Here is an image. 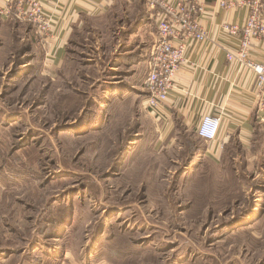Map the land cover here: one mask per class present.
I'll return each instance as SVG.
<instances>
[{
  "label": "rangeland",
  "instance_id": "1",
  "mask_svg": "<svg viewBox=\"0 0 264 264\" xmlns=\"http://www.w3.org/2000/svg\"><path fill=\"white\" fill-rule=\"evenodd\" d=\"M3 16L0 250L44 244L57 257L65 249L71 264H264L261 171L194 154L205 142L184 128L183 141L162 142L145 96L93 88L94 30L78 37L62 78L32 24ZM12 258L1 254L0 264L25 257Z\"/></svg>",
  "mask_w": 264,
  "mask_h": 264
},
{
  "label": "crops",
  "instance_id": "2",
  "mask_svg": "<svg viewBox=\"0 0 264 264\" xmlns=\"http://www.w3.org/2000/svg\"><path fill=\"white\" fill-rule=\"evenodd\" d=\"M38 1L53 19L50 36H38V41L46 50L45 60L57 65L60 77L66 78L68 63L70 68V63L76 61L74 47L80 46L78 37L94 30L97 41L90 47L93 55L87 56L89 66L99 70V74L91 76L96 84L93 88L97 91L101 88L104 96L111 95L113 99L129 94L146 97L145 79L157 41L155 12L148 7L146 0ZM199 1L206 5L201 22L210 40L191 46L186 61L175 77V87L161 110L162 116L158 117L163 129L162 142L170 139L183 141L180 128L198 137L197 128L204 116L221 115L218 138L213 142L204 141L205 146L201 149L195 146L194 154L199 152L202 157L221 166H233L236 172L255 169L261 171L258 175L264 177V124L258 113L255 75L245 66L227 60V52L236 51L240 38L221 29L225 22L242 24L246 11L221 5L222 1L238 0ZM5 5L4 0H0V10ZM11 16L3 17L25 21L19 10L14 9ZM120 32L124 33L122 42L118 39ZM109 36L118 44L122 43L124 49L116 52L115 41L112 46L98 42L109 39ZM79 55L85 59L82 52ZM252 56L264 62V46L254 42ZM86 65L83 64L82 68H86ZM78 71L75 72L77 78ZM167 135L170 137L164 140ZM43 246L36 248L31 245L16 252L4 248L0 250V255L5 254L4 261H8L13 259L14 254H22L25 258L21 264H71L65 249L57 257L52 252L45 253ZM40 249L44 251L43 256L36 255ZM89 263L93 264L92 261Z\"/></svg>",
  "mask_w": 264,
  "mask_h": 264
},
{
  "label": "built area",
  "instance_id": "3",
  "mask_svg": "<svg viewBox=\"0 0 264 264\" xmlns=\"http://www.w3.org/2000/svg\"><path fill=\"white\" fill-rule=\"evenodd\" d=\"M5 7L0 14L12 17L14 9L23 19L30 22L40 38L49 37L53 30V19L38 0H4ZM155 12L157 41L154 45L150 71L145 79L146 106L156 115L162 116L170 92L175 87V77L186 61L191 46L196 42L210 40L208 31L202 25L206 5L199 0H146ZM226 8H242L246 11L244 22H225L221 29L239 36L236 51L227 52V60L245 66L256 79L258 113L264 124V62L252 56L254 42L264 46V0L222 1ZM220 116L206 115L197 128V135L205 142L218 138Z\"/></svg>",
  "mask_w": 264,
  "mask_h": 264
},
{
  "label": "trees",
  "instance_id": "4",
  "mask_svg": "<svg viewBox=\"0 0 264 264\" xmlns=\"http://www.w3.org/2000/svg\"><path fill=\"white\" fill-rule=\"evenodd\" d=\"M85 123H86V122H84L83 124L86 125L87 123H86V124H85ZM191 148H192V147H191ZM195 149H196V147H193V148H192L193 151H196ZM192 150H191V151H192ZM199 150H200V149H199Z\"/></svg>",
  "mask_w": 264,
  "mask_h": 264
}]
</instances>
